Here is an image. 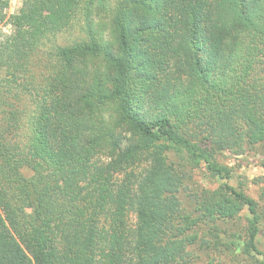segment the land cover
<instances>
[{
    "label": "trees",
    "instance_id": "obj_1",
    "mask_svg": "<svg viewBox=\"0 0 264 264\" xmlns=\"http://www.w3.org/2000/svg\"><path fill=\"white\" fill-rule=\"evenodd\" d=\"M45 2L0 40V264H184L170 147L224 179L205 213L244 209L223 243L256 252L264 204L217 153L264 147V0Z\"/></svg>",
    "mask_w": 264,
    "mask_h": 264
},
{
    "label": "rangeland",
    "instance_id": "obj_2",
    "mask_svg": "<svg viewBox=\"0 0 264 264\" xmlns=\"http://www.w3.org/2000/svg\"><path fill=\"white\" fill-rule=\"evenodd\" d=\"M8 6L3 10L4 20L0 21V40L13 32L9 23V16L18 12L21 0H7ZM51 0H46L43 16L50 14ZM65 34H63L64 36ZM24 132V131H23ZM207 131H198L200 137H204ZM211 136L213 132L209 133ZM202 141V140H201ZM204 143L203 141L201 144ZM264 147L258 143L253 150L225 149L217 153V160L221 165H227L231 169V178L227 182L233 186L242 185L245 191L251 195L260 205L264 200L260 197L264 187V164H261ZM166 162L182 172L183 187L175 192L177 199L179 218L169 227L168 235L173 239L192 238L191 243H185L182 254L184 264H264V220L260 224V230L256 239V252L245 256L237 248L228 249L223 241L232 235L244 234L245 210L240 211L237 218L226 222L209 218L204 210L203 198L224 182V179L212 176L208 173L203 163H195L185 154L176 151L172 147L165 151ZM144 163L135 165L134 173L143 174ZM130 170V168H128ZM139 176V177H140ZM264 206V205H262ZM31 211V209H28ZM128 216L129 225L134 222V211L130 210ZM217 228V229H216ZM223 243L219 245L218 242ZM187 242V241H186Z\"/></svg>",
    "mask_w": 264,
    "mask_h": 264
}]
</instances>
